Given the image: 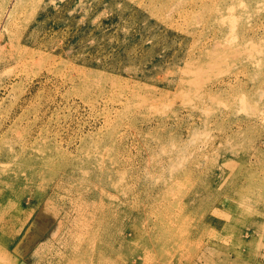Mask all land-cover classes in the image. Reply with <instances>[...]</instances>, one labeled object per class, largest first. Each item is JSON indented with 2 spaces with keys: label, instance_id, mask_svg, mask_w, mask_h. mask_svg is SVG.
Returning a JSON list of instances; mask_svg holds the SVG:
<instances>
[{
  "label": "rangeland",
  "instance_id": "374dc122",
  "mask_svg": "<svg viewBox=\"0 0 264 264\" xmlns=\"http://www.w3.org/2000/svg\"><path fill=\"white\" fill-rule=\"evenodd\" d=\"M0 21V264H264V0Z\"/></svg>",
  "mask_w": 264,
  "mask_h": 264
},
{
  "label": "bare ground",
  "instance_id": "6f19581e",
  "mask_svg": "<svg viewBox=\"0 0 264 264\" xmlns=\"http://www.w3.org/2000/svg\"><path fill=\"white\" fill-rule=\"evenodd\" d=\"M11 13V12H10ZM1 22V21H0ZM39 50H40V48H39ZM20 53V52H19ZM27 58V57H26ZM18 75V74H17ZM20 76V75H19ZM26 105V104H25ZM28 123V122H27ZM29 142V141H28ZM23 143V142H22ZM8 145H10V144H8ZM25 145V144H24ZM27 146V145H26ZM10 149L12 150V148L10 147ZM11 153L12 152H10V154L8 153V154H5L4 156L2 155V156H0V163H3V164H7V163H9L10 161H11V159H12V155H11ZM8 177V176H7ZM5 180V179H4ZM10 182V181H9ZM12 198H10L8 195H2L1 194V192H0V202H4V203H6V206H7V204L8 205H10L9 207H12L13 205H14V203H13V201L11 200ZM40 206V205H39ZM8 207V208H9ZM17 207V206H16ZM14 209V208H13ZM34 209V208H33ZM45 209V208H44ZM35 210H36V208H35ZM4 213V211L3 210H1V208H0V216H1V214H3ZM8 215V214H7ZM10 215V214H9ZM18 216V215H17ZM9 217V216H8ZM15 218V217H14ZM21 219V218H20ZM0 220H1V217H0ZM15 220V219H14ZM2 222V221H1ZM6 222V221H5ZM26 222V221H25ZM3 224V223H2ZM8 248H9V245H8ZM10 248H11V246H10Z\"/></svg>",
  "mask_w": 264,
  "mask_h": 264
}]
</instances>
